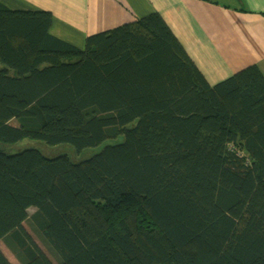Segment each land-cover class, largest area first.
<instances>
[{"label":"trees","instance_id":"16d2710c","mask_svg":"<svg viewBox=\"0 0 264 264\" xmlns=\"http://www.w3.org/2000/svg\"><path fill=\"white\" fill-rule=\"evenodd\" d=\"M50 24L0 2V145L121 139L75 161L0 148V241L17 261L264 264L258 65L210 83L157 12L82 48Z\"/></svg>","mask_w":264,"mask_h":264},{"label":"crops","instance_id":"0c3cea01","mask_svg":"<svg viewBox=\"0 0 264 264\" xmlns=\"http://www.w3.org/2000/svg\"><path fill=\"white\" fill-rule=\"evenodd\" d=\"M51 13L49 32L77 47L85 38L159 13L210 83L250 64L264 74V0H0Z\"/></svg>","mask_w":264,"mask_h":264},{"label":"rangeland","instance_id":"374dc122","mask_svg":"<svg viewBox=\"0 0 264 264\" xmlns=\"http://www.w3.org/2000/svg\"><path fill=\"white\" fill-rule=\"evenodd\" d=\"M12 123H15L13 120ZM121 138L118 137L117 139H107L103 143H101L98 146L95 147H88L80 152L75 151L70 145L62 143V144H56V145H48L40 140H33V139H23L17 143L11 144V145H0V148H2L5 151L8 152H15L25 147H35L37 148L42 154L45 156H54L60 153L67 154L69 158L72 160H80L87 158L94 154L95 152H98L104 144L112 143L119 141ZM24 227L28 231V233L32 236L33 240L40 246V248L49 256V258L56 263L53 256L48 252L46 246L42 243V241L38 238L36 234H34L31 230V228L26 224L23 223ZM0 249L5 254L7 259L10 261L11 264H20L17 259L14 257V255L11 253V251L6 247L4 242L0 241Z\"/></svg>","mask_w":264,"mask_h":264}]
</instances>
